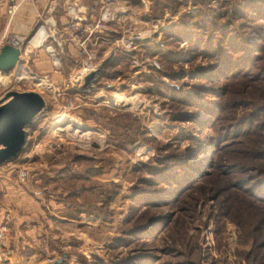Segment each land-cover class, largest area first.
<instances>
[{"label":"rangeland","instance_id":"374dc122","mask_svg":"<svg viewBox=\"0 0 264 264\" xmlns=\"http://www.w3.org/2000/svg\"><path fill=\"white\" fill-rule=\"evenodd\" d=\"M80 2L100 70L87 87L71 39L51 42L58 78L29 50L0 71V94L44 100L21 151L0 163L55 218L43 262L67 252L66 264H264V157L253 162L264 150V0ZM105 6L115 17L96 23ZM30 71L51 87L37 90ZM61 177L78 191L68 201Z\"/></svg>","mask_w":264,"mask_h":264},{"label":"crops","instance_id":"0c3cea01","mask_svg":"<svg viewBox=\"0 0 264 264\" xmlns=\"http://www.w3.org/2000/svg\"><path fill=\"white\" fill-rule=\"evenodd\" d=\"M18 1L19 6L9 16L5 14L4 4L0 1V39L10 34L29 37L32 34L30 30L40 17H52L59 27L66 23V0ZM56 38L48 40L57 44ZM31 46V64L41 72L46 71L52 78H58L62 70L56 66L46 48L38 45L36 40ZM68 56L72 57L73 54ZM3 213H7L12 220L9 223V253L0 264H42L44 255L54 253L52 248H44L41 241L49 234L51 238L57 236L52 230L55 218L49 219L44 210H40L39 200L27 198L23 188L13 183V176L8 170L0 171V219Z\"/></svg>","mask_w":264,"mask_h":264},{"label":"built area","instance_id":"2783aa9c","mask_svg":"<svg viewBox=\"0 0 264 264\" xmlns=\"http://www.w3.org/2000/svg\"><path fill=\"white\" fill-rule=\"evenodd\" d=\"M4 4L5 14L9 16L12 14L17 7L19 6L18 0H0ZM64 11L67 14V20L64 24L65 26L59 27L56 25L54 19L52 17H40V19L35 23V28L33 33L29 37H23L21 35H13L10 34L9 36L0 39V45L2 44H11L15 47H18L20 50L19 57L22 53H25L26 50H30L27 47H32L33 44L32 40H36L38 45H42L48 53L50 54L51 58H57V52L55 50L54 44L49 41V38L57 37V44H59V50H61L64 46V41L71 39L75 40L82 46V53L84 57L82 58L80 65L78 66L75 77L76 79H81L83 82L85 73L99 69L96 67L95 62V52L88 49L86 44H83V39L81 38V33L83 29L88 30V33H91L94 28L89 26L85 27L83 23H86L87 20V12H86V5L81 3L80 0H66ZM100 16L98 17L96 23L98 22H107L115 17L116 12L110 10L108 6H105L101 11ZM82 25L84 27H82ZM58 35V36H57ZM120 42H123V38H120ZM18 57V58H19ZM16 65V64H15ZM15 65L12 67L14 68ZM11 68V69H12ZM15 78L20 79L23 75L22 72L16 68L14 75ZM29 77L32 79V84L37 90L42 89H49L51 87V82L47 78L46 75L44 76H37L35 72L30 71ZM2 94H0L1 96ZM26 175L24 170H19V176L23 177ZM11 217L7 213H3L0 219V262L5 260L6 254L9 253L8 247V238H9V223L11 222ZM54 258L48 257L46 261H52Z\"/></svg>","mask_w":264,"mask_h":264},{"label":"water","instance_id":"95a60500","mask_svg":"<svg viewBox=\"0 0 264 264\" xmlns=\"http://www.w3.org/2000/svg\"><path fill=\"white\" fill-rule=\"evenodd\" d=\"M20 50L9 44L0 45V71L8 73L17 63ZM99 69L85 73L83 88L87 87ZM0 97V163L14 159L25 143V128L43 109L44 100L33 90H6ZM85 128V126L83 127ZM67 252H62L52 261L42 264H62Z\"/></svg>","mask_w":264,"mask_h":264},{"label":"trees","instance_id":"16d2710c","mask_svg":"<svg viewBox=\"0 0 264 264\" xmlns=\"http://www.w3.org/2000/svg\"><path fill=\"white\" fill-rule=\"evenodd\" d=\"M253 2H255L256 4L259 2V0H252ZM152 3L154 4V6H159L160 4H163V5H167V6H169V3H168V0H152ZM257 103L258 102H256V104L255 105H257ZM260 104L259 105H257V108H256V110L257 111H260L261 109H260ZM262 111V110H261ZM256 112V111H255ZM250 114H254L253 112L252 113H250ZM242 130V129H241ZM241 130H238V131H240L241 132ZM255 155H256V157H255ZM259 157H264V150L263 151H261V152H255L254 153V157H253V162H257V160L258 159H260ZM256 163H252L250 166H254ZM258 164V163H257ZM258 169H260V167H257ZM260 171L262 172V173H264V168H262V169H260ZM71 173V172H70ZM46 177L48 178V177H50V180H52L53 178V181L55 180V179H57L58 178V176H52V175H47L46 174ZM53 177V178H52ZM260 177V176H259ZM61 179V183L63 184V192H65L64 194H65V196L64 197H62V199L63 198H65V200H69V198L68 197H70V196H73L76 192H78V191H76V189L75 188H69V178H67V180H64V177H61L60 178ZM257 184H259V191H263L264 192V176H263V178H259L258 180H257ZM262 186V188H263V190H261V187ZM56 184H55V186H54V188L56 189ZM67 190V191H66ZM263 195V194H262ZM264 196V195H263ZM73 204H72V202L70 201L69 202V206H72ZM82 207H86L84 210H85V212H88L89 211V207L90 206H82ZM82 207H80V208H82ZM68 214H70L71 212H67ZM72 215H73V213H72ZM66 262L67 261H64L62 264H66Z\"/></svg>","mask_w":264,"mask_h":264},{"label":"bare ground","instance_id":"6f19581e","mask_svg":"<svg viewBox=\"0 0 264 264\" xmlns=\"http://www.w3.org/2000/svg\"><path fill=\"white\" fill-rule=\"evenodd\" d=\"M33 41V40H32ZM4 76L3 74H0V76ZM0 79H1V77H0ZM136 101H137V99H135V98H133L131 101H127V102H125L124 104H134V103H136ZM135 107V106H134ZM63 117V116H62ZM68 120L69 121H72V122H74V123H76V124H80L78 121H75L73 118H68Z\"/></svg>","mask_w":264,"mask_h":264}]
</instances>
